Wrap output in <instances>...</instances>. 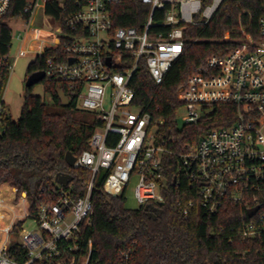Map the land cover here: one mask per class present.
<instances>
[{
    "label": "built area",
    "instance_id": "obj_1",
    "mask_svg": "<svg viewBox=\"0 0 264 264\" xmlns=\"http://www.w3.org/2000/svg\"><path fill=\"white\" fill-rule=\"evenodd\" d=\"M13 1L0 0V24L7 20ZM50 1L26 0L19 17L26 19L27 29L16 58L28 55L33 63L50 52L44 80L63 83L78 109L97 124L88 148L73 166L89 171L91 179L83 195L72 182H55L35 217L30 216L27 194L18 196L17 189L9 186L10 204L19 207V215L4 205L0 209L8 215L0 217V225L6 224L0 227V264H89L92 241H86V233L93 225L95 181L102 175L101 190L118 197L125 196L136 179L134 198L139 207L162 204L163 181L168 183L164 161L170 156L180 163L181 179L175 177V184L187 182L190 194L207 213L216 214L231 204L246 208L248 214L258 206L259 194L264 192V11L256 40L210 57L181 92L179 127L209 122L225 106L235 108L231 114L221 111L223 121L230 123L208 125L200 129L195 142L175 150L171 146L176 137L161 132L165 121L132 106L131 80L143 64L155 84L161 85L184 52L186 29L208 24L224 0H141L150 7L141 32L134 27L113 28L112 7L124 0H87L80 12L67 19L46 13ZM57 3L64 9L66 0ZM42 5L44 28L37 31L33 25ZM11 59H1L10 60V74ZM6 86L0 72V135L7 120H17L4 96ZM194 207L195 202H189L183 214L188 216ZM259 214L260 210L250 218L255 220L243 224L241 237L264 244V215ZM28 218L37 229L16 232ZM12 246L17 248L15 255L24 259L12 257Z\"/></svg>",
    "mask_w": 264,
    "mask_h": 264
},
{
    "label": "trees",
    "instance_id": "obj_2",
    "mask_svg": "<svg viewBox=\"0 0 264 264\" xmlns=\"http://www.w3.org/2000/svg\"><path fill=\"white\" fill-rule=\"evenodd\" d=\"M86 1L66 0L64 9H60L57 0H52L45 10L56 18L67 19L80 12ZM26 5V0H14L7 19L21 16ZM263 11L264 0H224L208 24L186 29L184 52L161 85H156L146 67L140 65L131 80L135 91L132 106L154 119L165 121L161 132L176 137L173 149L179 150L180 144L195 142L200 129L208 125L230 123L223 121L221 111L231 114L235 108L225 106L220 112L217 110L209 122L179 127L177 118L183 105L181 92L189 78L205 67L210 57L235 49L243 41L256 40ZM112 13L114 29L134 27L141 32L150 15V7L141 0H124L112 7ZM194 39L198 41L193 42ZM11 43V31L3 22L0 24V72L5 85L10 77L7 69L10 60L2 62L1 59L10 56ZM50 55L48 52L31 63L26 78L43 72ZM41 84L51 103L34 95L33 88H26L20 117L7 120L5 132L0 135V186L7 184L17 189L18 196L25 192L31 217L37 215L38 207L58 174L73 176L76 192L84 194L91 173L70 167L66 156L70 152L78 157L86 150L97 125L91 115L78 116L76 100L63 83L44 80ZM59 91L68 97L70 106L62 105ZM187 133L192 136L185 135ZM179 164L176 156L164 161L169 185L163 191L164 202L136 209L126 208L125 196L106 195L101 190L104 178L98 177L92 196L93 225L86 233V241H92L89 264H264V252L260 251L264 244L241 237L243 224L255 220L248 217L247 209L228 204L216 214L207 213L190 194L187 182L174 184L175 177L181 179ZM7 185L0 190V209L2 205L7 206L18 216L19 207L8 201ZM191 201L195 202V207L185 216L183 209ZM258 206L259 215H264V192L259 194ZM0 216L8 217L1 211ZM23 226L24 223H19L16 232ZM15 249L11 247L12 257L19 261L24 259L15 255Z\"/></svg>",
    "mask_w": 264,
    "mask_h": 264
},
{
    "label": "rangeland",
    "instance_id": "obj_3",
    "mask_svg": "<svg viewBox=\"0 0 264 264\" xmlns=\"http://www.w3.org/2000/svg\"><path fill=\"white\" fill-rule=\"evenodd\" d=\"M44 15H45L44 7L42 5L38 10L37 15L35 16L34 25H33V28L36 29L37 31L43 30L44 28V22H43ZM5 23L9 27L12 36L13 45L10 50V57L12 58L11 63L13 64L14 69L11 71L4 96L9 108L12 111L13 116L15 118H19L26 94L25 83L27 79L26 78L27 69L29 65L32 63L33 59L28 55H24L22 57L16 58L19 47L21 45L20 39L24 36L27 29L26 19L22 17H14L7 19ZM33 93L34 95L44 98L48 103H51L50 98L45 95L44 86L41 83L33 87ZM86 115L87 114H85L79 109L78 111L79 117L82 118L85 117ZM179 122L180 125H182V122L181 121ZM99 177L101 178L102 175H100ZM136 183L137 180L133 179L125 194L126 208L128 209H136L139 207L138 203L134 198V188L136 186ZM2 187L3 185L0 188ZM4 226H6V224L0 225L1 228ZM23 228L26 229L27 231L36 230L37 224L32 219L28 218L27 220H25V224ZM0 238H2L1 234H0ZM16 241L18 243L22 242L20 238H18Z\"/></svg>",
    "mask_w": 264,
    "mask_h": 264
},
{
    "label": "water",
    "instance_id": "obj_4",
    "mask_svg": "<svg viewBox=\"0 0 264 264\" xmlns=\"http://www.w3.org/2000/svg\"><path fill=\"white\" fill-rule=\"evenodd\" d=\"M71 62H73V60H71ZM108 65L111 66V60L110 59L108 60ZM44 79H45V73L44 72L34 73L26 79V83H25L26 88H33L35 85L42 83L44 81ZM58 95H59V98H60L62 105L64 107L70 106L71 102L63 91H59ZM202 117H204V115H202ZM66 161L70 167H73L74 163L76 161V157L72 153L69 152V153H67ZM73 179L74 178L71 175L58 174L55 178V182L57 184H60V185H66V184L71 183L73 181ZM175 183H176V180H174V184ZM163 187L165 190L168 189V183L166 180L163 181ZM139 208H142V206H140ZM259 210H260V206H256V207L248 210V217L253 218L259 212Z\"/></svg>",
    "mask_w": 264,
    "mask_h": 264
},
{
    "label": "crops",
    "instance_id": "obj_5",
    "mask_svg": "<svg viewBox=\"0 0 264 264\" xmlns=\"http://www.w3.org/2000/svg\"><path fill=\"white\" fill-rule=\"evenodd\" d=\"M16 119H18V118H16ZM2 185H7V184H2ZM7 186H9V185H7ZM8 191L10 192V198H9V200H8V201H12V198H13V193H12V191H11V189H10V188H8Z\"/></svg>",
    "mask_w": 264,
    "mask_h": 264
}]
</instances>
